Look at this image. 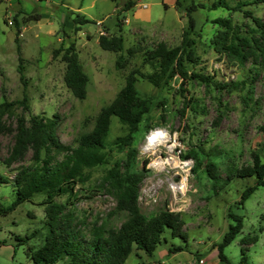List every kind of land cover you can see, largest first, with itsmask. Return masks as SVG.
<instances>
[{
  "label": "rangeland",
  "instance_id": "374dc122",
  "mask_svg": "<svg viewBox=\"0 0 264 264\" xmlns=\"http://www.w3.org/2000/svg\"><path fill=\"white\" fill-rule=\"evenodd\" d=\"M215 1L135 0V4L151 2L148 21L135 22L111 14L97 23V18L113 5L110 0H96V6L86 7V14L72 11L80 0H55L54 3L50 0H9V4L0 0V103L19 100L25 94L28 105L27 108L19 104L12 106L10 113L4 115L7 125L13 129L19 115L29 118L34 113L52 117L57 122L59 140L75 146L79 134L92 127L99 109L114 98L129 72L138 67L148 70L142 65L147 51L159 42L176 46L187 32L193 41L191 48L198 56L197 62L187 63L190 71L212 76L216 81L245 83L233 90H218L197 79L181 86L177 76L161 87L138 78L136 90L149 100L150 109L139 123L129 146L135 149L133 169H142L145 156L141 157L140 145L148 131L157 126H165L177 133L185 153L193 156V165L197 160L213 162L221 177L225 176V164L229 159L242 167L252 164L254 156L264 160V135L259 129L264 120V66L256 70L251 69L249 63L238 67L215 53L212 44L219 29L217 17L231 18L242 30L250 29L253 23L241 11H230L221 6L210 8ZM226 1L234 5L237 0ZM240 1L247 3L243 9L264 19V2ZM190 6H193L190 15L194 20L191 29L187 15ZM77 12L90 20L79 29L73 23ZM109 32L122 35L120 52L99 46L98 36ZM71 42H74L83 70L88 75L87 93L83 99L73 96L64 83L65 62L61 53L53 56L55 49ZM130 47L135 49L132 54L127 52ZM119 54L124 58L122 67L115 65ZM19 55L22 57L23 80L17 71ZM127 132L128 127L113 116L105 147L106 162L86 170L89 179L77 185L80 187L77 199L67 198L65 194L55 197L57 202H67V208L85 222L80 231L87 236L88 228L95 223L105 229H117L126 218L125 212L114 209L115 200L104 191L101 181L108 169L123 166L129 147L117 141ZM12 142L11 131L1 135L0 206L11 204L16 197L12 184L16 169L31 163L30 152L11 166L4 163ZM170 176L169 172L152 168L146 171L139 184L138 204L147 218L166 209L179 214L187 238L171 237L166 232L165 240L152 254L133 249L126 264H227L218 259L216 244L232 222L229 212L242 216L243 227L224 247L226 257L237 263L240 248L244 247L247 264H264V186H257L243 204L239 203L242 190L254 183V176L233 178L215 192L205 167L200 166L189 173L184 193L176 198L167 181ZM44 200V194L36 193L30 201H23L14 210L0 215V245L11 244L15 253L12 257L11 248L0 247V264H44L35 262L29 252L43 244L48 232ZM254 234L256 241L241 244L243 236ZM176 247L180 249L175 251Z\"/></svg>",
  "mask_w": 264,
  "mask_h": 264
},
{
  "label": "trees",
  "instance_id": "16d2710c",
  "mask_svg": "<svg viewBox=\"0 0 264 264\" xmlns=\"http://www.w3.org/2000/svg\"><path fill=\"white\" fill-rule=\"evenodd\" d=\"M252 2L258 3L264 0ZM246 4L240 0H237L234 5H230L226 0H217L212 3L210 8L221 6L230 11H241L253 23L250 29L242 30L239 25L232 22L231 18L217 17L215 21L219 29L212 39V44L214 52L220 57H224L238 67H245L249 63L250 68L256 70L264 66V19L254 15L249 9H243L242 6ZM134 5L135 0H126L123 11ZM191 10L193 6L187 8L189 29L194 27ZM89 21L78 12L73 18L77 29ZM15 42L18 43L17 36ZM192 42L185 32L180 44L176 46L169 47L164 42H159L154 48L148 50L142 61V65L147 66L148 70L143 71L138 67L129 72L124 85L114 98L99 109L92 127L79 134L75 146L63 144L59 140L56 133L57 122L52 117L34 113H31L29 118L19 115L15 118L13 129H10L4 115L10 113L12 106L16 104L27 108L25 94L19 100L0 103V137L3 133L11 131L13 138L8 154L3 159L4 163L11 166L24 158L28 152L31 153V163L20 165L16 169L12 179L16 197L11 204L0 206V215L14 210L23 201H30L36 193L45 195L43 203L46 204L45 224L48 226V232L43 244L35 251H29L35 262L126 264V259L133 249L152 254L157 245L165 240L166 232H169L171 237L186 240L187 234L183 230L184 221L179 214L166 209L147 218L142 213L138 204L139 184L149 169L146 167L147 159L143 160L142 169H133L135 149L129 146L139 123L150 109L149 100L136 90L135 82L138 78L147 80L156 87L163 86L174 76L180 78L181 86L191 79H197L206 85H213L218 90H233L245 83L244 81H216L212 76L190 71L187 63H195L198 60V56L191 48ZM98 44L102 49L120 52L123 49V37L121 34H100ZM17 50L20 51L18 44ZM134 51L132 47L127 49L129 54ZM60 53L61 59L65 62L64 83L73 96L83 99L87 93L88 75L83 70L74 42L66 47L55 49L53 56ZM18 59L17 71L20 79L23 80L22 57L19 55ZM123 64V55L119 54L115 59V65L122 67ZM113 116L128 127V132L118 137L117 143L129 148L123 166H113L108 169L102 178L101 185L104 191L114 198V209L125 212L126 218L117 229H105L101 224L95 223L90 229L88 228L87 236L80 231V226H84L85 222L77 219L74 212L67 208V202H57L55 197L65 194L67 198L77 199V191L80 189L77 185L89 179L86 170L106 162L105 147ZM259 129L264 135V120ZM184 155L193 158L189 153ZM200 166L205 167L215 192L233 178L254 176V183L242 190L240 204L244 203L257 186H264V160H260L257 156L253 157L252 164L243 167L235 165L234 161L229 159L225 164L224 177H221L213 162L201 160L196 161L192 172ZM228 216L232 222L228 224V230L223 234L221 241L216 244L217 257L227 264H247L244 247L240 248L241 255L237 263L230 262L223 251L243 227L241 215L229 212ZM256 240L255 234L243 236L241 244H250ZM179 249L180 247H176L175 251Z\"/></svg>",
  "mask_w": 264,
  "mask_h": 264
},
{
  "label": "built area",
  "instance_id": "2783aa9c",
  "mask_svg": "<svg viewBox=\"0 0 264 264\" xmlns=\"http://www.w3.org/2000/svg\"><path fill=\"white\" fill-rule=\"evenodd\" d=\"M184 153L185 148L177 133L169 131L165 126L150 129L140 145L141 157L148 158L146 163L148 169L171 173L167 181L174 198L184 193L187 176L194 166L193 159Z\"/></svg>",
  "mask_w": 264,
  "mask_h": 264
},
{
  "label": "crops",
  "instance_id": "0c3cea01",
  "mask_svg": "<svg viewBox=\"0 0 264 264\" xmlns=\"http://www.w3.org/2000/svg\"><path fill=\"white\" fill-rule=\"evenodd\" d=\"M7 1L9 4V0H4ZM113 2V5L111 4V7L106 11L105 14H101L102 17L97 18V23L104 21L107 17H110L111 14L114 16L120 15L123 16L126 20H133V21H148L149 17L151 16L150 12V4L151 2H139L136 3L133 7H131L128 10L123 11V5L126 0H110ZM50 2L54 3L55 0H50ZM86 3V4H85ZM145 4V6H143ZM96 6V0H80L78 6H74L72 11L79 10L80 12L86 14V7L88 6ZM79 13V12H78ZM80 13V14H82ZM120 13V14H119ZM82 14V15H84ZM88 16L92 17L90 14H87ZM85 16V15H84ZM87 18V16H85ZM124 19V20H125ZM110 33V32H109ZM8 246L11 248V251L13 252L12 257L15 255L13 251V246L11 244H1L0 247H6Z\"/></svg>",
  "mask_w": 264,
  "mask_h": 264
}]
</instances>
